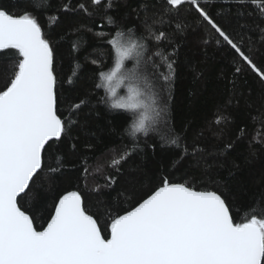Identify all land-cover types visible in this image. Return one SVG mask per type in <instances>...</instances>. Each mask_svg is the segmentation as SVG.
Returning a JSON list of instances; mask_svg holds the SVG:
<instances>
[{"label":"trees","instance_id":"obj_1","mask_svg":"<svg viewBox=\"0 0 264 264\" xmlns=\"http://www.w3.org/2000/svg\"><path fill=\"white\" fill-rule=\"evenodd\" d=\"M33 2L43 10L38 19L54 49L58 115L75 123L69 125L70 133L46 145L44 172L48 165L56 166L57 157L62 161L61 172L51 180L37 177L43 186L34 187L31 199L25 197V208H47L65 191L79 190L84 206L107 235V208L112 205L115 209L118 193L127 190L138 198L165 177L186 182L196 190L224 193L237 223L250 218L252 208L264 207L260 203L264 197V81L200 17L195 7L184 3L165 14L170 7L166 0H111V8L105 7L108 0H102L100 5H93L91 0ZM199 2L244 54L264 67V15L257 4L251 0ZM0 6L15 13L30 10L27 0H0ZM108 16L116 24H109ZM117 25L125 31L135 28L137 35L146 39L150 48L147 55L160 51L172 63L169 84L162 78L169 69L165 65L158 68L161 79L157 89L165 87L162 95L167 100L168 118L181 137L179 149H161L160 137L152 131L148 143H156L153 150L144 146L147 138L138 134L140 148L120 165L119 171L109 165L131 146L129 138L122 135L131 115L98 103L106 93L94 87L96 74L114 66L111 46L106 41L115 34ZM148 26L157 34L165 32L167 38L161 42L150 38ZM153 59L160 63L159 56ZM93 60L101 63L93 64ZM125 65L130 69L133 62L125 61ZM3 67L0 65V69ZM237 68L241 71L237 72ZM3 80L0 75V90ZM89 97L91 103L71 115L72 105ZM158 125L160 136L165 135L162 119ZM176 160L179 162L174 165ZM108 175L117 178L111 188L106 187ZM120 201L121 209L134 203L123 196ZM47 218L45 212L35 226L39 229Z\"/></svg>","mask_w":264,"mask_h":264},{"label":"snow or ice","instance_id":"obj_2","mask_svg":"<svg viewBox=\"0 0 264 264\" xmlns=\"http://www.w3.org/2000/svg\"><path fill=\"white\" fill-rule=\"evenodd\" d=\"M27 2L30 10L20 13L0 6V65L4 66L0 69L4 78L0 90V264H264V207L252 208L250 218L237 223L224 193L196 190L186 182H173L167 177L138 198L134 192L121 190L115 209L112 205L107 208L110 221L107 235L84 206L79 190L65 191L53 198L47 208L34 210L23 206L25 197L31 199L34 187L43 186L37 177L51 180L61 172L59 157L56 166L48 165L44 172L43 152L54 138L58 141L70 133L69 125L75 123L58 115L54 49L38 19L43 10L33 0ZM91 2L100 5L102 0ZM251 2L264 15V0ZM166 3L170 7L165 14L190 3L264 81V67L257 66L244 54L200 6L199 0H166ZM105 7H112L111 0ZM107 22L116 24L111 16ZM148 30L150 38L157 42L167 38L163 31L157 34L151 26ZM106 42L111 46L114 66L96 74L94 87L103 88L106 93L98 103L123 110L122 115H131L122 133L131 146L116 155L109 165L119 171L120 165L140 148L138 134L147 138L144 146L153 150L156 143H148L152 131L160 137L161 149H179L181 137L168 118L167 100L162 95L166 89L163 85L157 89L161 79L158 68L165 65L169 69L162 74L165 84H169L172 63L160 51L147 55L150 48L135 28L125 31L117 25L115 34ZM153 56L160 57L159 64ZM125 61H132L133 67L127 68ZM124 84L127 94L118 95L117 89ZM90 103V97L80 99L72 105L71 115ZM161 119L163 136L158 130ZM186 152L185 148V155ZM178 162L174 161V165ZM106 180V187L117 183L112 175ZM121 196L133 200V205L121 209ZM260 203L264 205V197ZM45 212L48 218L38 229L36 220L43 218Z\"/></svg>","mask_w":264,"mask_h":264},{"label":"rangeland","instance_id":"obj_3","mask_svg":"<svg viewBox=\"0 0 264 264\" xmlns=\"http://www.w3.org/2000/svg\"><path fill=\"white\" fill-rule=\"evenodd\" d=\"M121 91H122V93H120ZM117 94H118V95H126V94H127V89H126V87L122 86L121 89L118 88V89H117Z\"/></svg>","mask_w":264,"mask_h":264}]
</instances>
